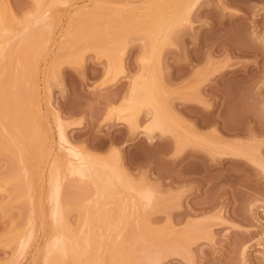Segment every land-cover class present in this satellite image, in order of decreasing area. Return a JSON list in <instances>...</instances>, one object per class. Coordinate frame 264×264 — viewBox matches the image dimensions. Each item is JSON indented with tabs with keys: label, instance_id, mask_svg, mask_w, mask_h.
Segmentation results:
<instances>
[{
	"label": "rangeland",
	"instance_id": "obj_1",
	"mask_svg": "<svg viewBox=\"0 0 264 264\" xmlns=\"http://www.w3.org/2000/svg\"><path fill=\"white\" fill-rule=\"evenodd\" d=\"M0 264H264V0H0Z\"/></svg>",
	"mask_w": 264,
	"mask_h": 264
},
{
	"label": "bare ground",
	"instance_id": "obj_2",
	"mask_svg": "<svg viewBox=\"0 0 264 264\" xmlns=\"http://www.w3.org/2000/svg\"><path fill=\"white\" fill-rule=\"evenodd\" d=\"M37 3H38V2H37ZM41 7H42V6H41ZM38 8H40V7H38ZM39 10H40V9H39ZM39 13H40V12H39ZM4 50H5V49H4ZM2 51H3V49H2ZM148 52H149V49H148L147 53H148ZM150 54H151V53H150ZM148 57H149V55H148ZM145 65H146V66H145ZM145 65H144V66H145L146 69L144 68V66H143V68L145 69V71H146V73H147V72H148L147 63H145ZM148 66H149V65H148ZM143 71H144V70H143ZM141 76H142V75H141ZM141 76H140V77H141ZM143 76H144V75H143ZM137 79H138V81L140 80V82H137V81H136L137 83H136V84L134 83L135 85L133 84L134 88L132 89V91H133L132 94H133L134 96H136V94H138V93L141 92L142 95H141V94L139 95V97H141V96H143V94L145 95V91H148V90H147V88H146L147 86H145L146 82L143 81L144 79H140V78H137ZM148 81H149V80H148ZM134 82H135V81H134ZM152 83H153V82H152ZM146 85H147V84H146ZM143 88H144V90H143ZM145 89H146V90H145ZM139 97H138V98H139ZM135 99H137V98H135ZM135 99H134V100H135ZM132 100H133V99H132ZM132 100H131V98H130V102H131ZM132 102H134V101H132ZM126 103H127V102H126ZM118 109H119V108H118ZM123 112L125 113V111H123ZM111 114H112V113H111ZM154 117H155V120H154V123H153V124H155V125L160 124V123H161V122H160V121H161V120H160V117L157 116V115H156V116L154 115ZM128 121H129V118H128ZM126 122H127V120H126ZM161 124H162V123H161Z\"/></svg>",
	"mask_w": 264,
	"mask_h": 264
}]
</instances>
